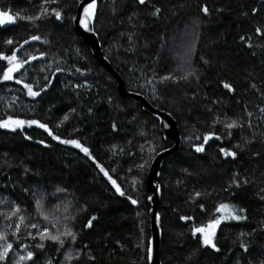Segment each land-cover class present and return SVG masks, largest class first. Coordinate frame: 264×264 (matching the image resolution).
Returning <instances> with one entry per match:
<instances>
[{
    "label": "trees",
    "instance_id": "1",
    "mask_svg": "<svg viewBox=\"0 0 264 264\" xmlns=\"http://www.w3.org/2000/svg\"><path fill=\"white\" fill-rule=\"evenodd\" d=\"M79 1L0 0L1 8L21 16L36 15L42 6L62 12L60 20L45 15L35 23L17 19L0 28V51L10 55L13 47L23 45L19 58L37 57L25 65L26 75L25 69L13 75L40 93L29 96L16 79L0 80V120H38L61 139L79 140L91 154L52 139L37 125L0 128V232L13 244L0 264H16L19 255H26L21 244L34 256L20 264H148L146 175L153 157L173 142L163 138L152 112L119 93L115 78L77 34L73 17ZM155 8L161 11L152 15ZM258 26L264 28V0L98 1L93 30L104 57L127 91L169 112L179 129L180 145L160 170L161 264L264 261V34L256 33ZM34 35L41 39L23 44ZM8 38L15 43L6 46ZM6 67L0 60V74ZM169 75L177 79L161 80ZM47 81L51 83L44 88ZM232 120L242 127L228 129ZM209 132L214 136L205 150L196 152L192 145L204 143ZM221 148L235 151L236 157H225ZM58 187L65 191L57 192ZM129 196L138 203L132 204ZM37 199L49 219L39 214ZM221 203L235 206L246 219L217 226V252L191 229L218 218ZM17 206L19 212L12 214ZM90 219L91 227H85ZM43 227L52 234L67 228L76 239L61 236L63 245L41 241L36 233ZM40 243L42 249L36 247Z\"/></svg>",
    "mask_w": 264,
    "mask_h": 264
},
{
    "label": "snow or ice",
    "instance_id": "2",
    "mask_svg": "<svg viewBox=\"0 0 264 264\" xmlns=\"http://www.w3.org/2000/svg\"><path fill=\"white\" fill-rule=\"evenodd\" d=\"M49 2L55 3L56 0H44L45 4H47ZM138 2L141 5H143L146 3V0H138ZM81 6L83 8V12H82V15L79 17V23L81 24L82 27H84L88 30H91L90 22L94 19L95 14H96L97 0H89V2H87V3H83V0H82ZM160 11H161L160 8H155V11L152 13V15H157L160 13ZM202 11L206 14V13H208L209 9L207 6H204L202 8ZM252 12L256 13L257 9L253 8ZM45 15H54L57 20L62 19V12L60 10H57L56 8H51L49 10L48 8L42 6L39 13H37L36 15H28V16H21L19 12H16L15 14H13L11 9L5 10L3 8H0V26L15 23L17 21V19H24V20H28L32 23H35L37 20L43 18ZM73 19H76V17H73ZM255 31L258 34H264V28H262V27H259V26L256 27ZM40 39H41V37L39 35L29 36L28 39L23 42V44H27L30 40L31 41H37ZM240 39L243 41V40H245V37L241 36ZM4 43L7 46V45H13L15 42L11 38H8L7 40L4 41ZM45 43H47V41H45ZM22 47H23V45H18V47H13L10 55H6L3 51H0V60L7 62V67L4 68L2 74H0V80L8 81V80L16 79V77H14V75H13L14 73H18V72H20L21 69H25V65H27L29 63V61L37 59V57L31 56V55H29L27 57V59L19 58L17 56V50H18V48H22ZM44 55H45V53H43V52L40 53L41 57ZM57 71H61V69L58 68ZM24 74L25 75L27 74L26 69H25ZM187 75L188 74H186L184 77H181V78L187 79ZM166 79L175 80V79H177V77L169 75V76L161 78V80H166ZM16 82L24 85V88L27 89V94L29 96L35 97V96H38L40 94L39 92L33 90L32 84L25 83L23 78L16 79ZM49 83H51V81H47L44 85V88H47ZM223 87L229 91H233L232 85L227 83V82L223 83ZM252 87L254 88L255 85L253 84ZM43 90L44 89L42 88L40 91H43ZM262 95H264V94H262ZM73 111H75V110L73 109ZM260 111L264 112V108H261ZM248 115L251 116L252 113L249 112ZM63 120L64 121L68 120V116L65 115ZM215 122H218V121H214V123ZM61 123H63V121H61ZM24 125H29V126L37 125L39 128L45 130L47 132L48 136L52 137V139L57 140L62 144L74 145L77 149H79L80 151H82L86 155L91 156L89 149L87 147H85L84 145H82L79 140L61 139L60 136L53 134L52 130L49 128V126L46 123H41L38 120H22V119L14 118L13 116H8L6 119L0 120V128L10 129L12 131H15L16 129H22L24 127ZM58 126L59 125H57V127ZM249 126H251L250 122H249ZM113 127H115V125H113ZM226 127L228 129H232L233 127H242V125H240L238 121L232 120L230 123L226 124ZM213 136H214V133H212V132L205 134L203 136L204 143L194 144V145H192V147L198 153L203 152L205 150V144ZM28 139H31V137H28ZM39 143L44 144V141L40 140ZM236 147H240V145H236ZM219 151L225 157L231 156V157L235 158L237 155V153L235 151H231V150L224 149V148L219 149ZM98 167H100V170L102 172H104L105 176H108V179L115 186L116 191L121 196L125 195V193L123 191H121L119 185L116 184V181L112 180L111 176L108 175V173L103 169V167L99 166V165H98ZM139 167H143V165H140ZM233 183H235V184H237V186H239V182L236 181L235 179L233 180ZM244 183H248V181L245 180ZM25 191H27V190H25ZM56 191L61 192V191H65V190L58 187L56 189ZM200 195H201V193H199V192L195 193V196H197V197ZM262 198H264V197H262ZM128 199L134 205L138 203V201L135 199H132L131 196H129ZM148 199L151 200L152 198L149 197ZM35 203H36L37 210L39 211V214L45 220L49 219V214L45 213L44 211H41L42 199H37L35 201ZM200 207L203 208L204 206L200 205ZM67 210H68V206L66 205L65 206V212H67ZM238 211L240 213H243L245 210L243 208H240ZM18 212H19V207L18 206L14 207L12 210V214H16ZM216 212L217 213L223 212L226 214L220 215L216 219L209 220L207 225H203L200 227H194L191 229V231H192V234L194 236L197 233L201 234V240H202V244L204 246H210L212 249H214L215 251L218 252L219 248L217 247V244L214 242V237L216 235L217 226L222 221H225V220L234 219V220L239 221V220L246 219V217L243 215H238L235 206L229 205L227 203H221L220 205H218V207L216 208ZM24 219H25L24 216L19 217L20 222H23ZM67 219H68V217H65V220H67ZM93 219H95V218H93ZM157 219H159L158 215H157ZM181 219H191V218L190 217H182ZM91 225H92V220L90 219L88 224L85 225V227H91ZM31 227L36 228V229L40 228V226L37 224H32ZM53 227H55V224H53ZM262 227H264V225H262ZM19 229H20V223L18 222L16 224V229L13 232L14 236H16V233L19 232ZM253 231H255V230H253ZM28 235L31 236L32 233L29 232ZM36 235L40 238L41 241L48 239L51 241H58L61 245L64 244V240L61 239V236H71V238L73 240L76 239V234L74 232L68 230L67 228L65 229L64 232L57 231L56 234H52L48 227H43L42 230L37 231ZM17 239H19V237H17ZM0 240L4 241L3 244H0V262H2V261H6V259L8 258L9 253L13 248V244L7 241L6 234L3 232H0ZM20 247L25 249L26 255H19V258L16 261V264H20V261L32 260L34 253L32 251L27 250L28 246L25 244H21ZM36 247L42 249L44 247V244L40 243V244L36 245ZM240 247L243 248L245 251H247V249H248V246L244 243H241ZM151 253H152V248H151V243H149V247H148L149 258H151ZM79 255H80V253L78 252L77 258H79ZM66 256L68 259H72V257L70 255L66 254ZM90 259H94V257H90ZM48 264H51V261H49ZM261 264H264V261H261Z\"/></svg>",
    "mask_w": 264,
    "mask_h": 264
},
{
    "label": "water",
    "instance_id": "3",
    "mask_svg": "<svg viewBox=\"0 0 264 264\" xmlns=\"http://www.w3.org/2000/svg\"><path fill=\"white\" fill-rule=\"evenodd\" d=\"M97 0V7H98ZM89 0H83V3H87ZM82 0L79 1L73 19V27L77 34L80 36L81 40L87 44L93 56L103 64L106 69L111 73V75L116 80V86L119 93L123 96H130L134 98L139 105L146 107L150 112H152L154 118L158 121V128L160 133L162 134L163 138H169L172 140V146L166 149L159 151L152 159L151 164L149 166L147 175H146V189L149 192V197L152 199L149 200L150 202V209H149V219H150V237L148 240V247L149 243H151L152 253L151 258L148 255V247H147V263L148 264H161V225H160V217L157 219L158 214V206L161 199V187L159 184L160 179V170L164 163V160L167 155L174 152L180 145V134L178 125L173 118V116L166 111L160 110L158 108L153 107L146 98L137 93L129 92L125 89L124 81L120 77V75L116 72V70L109 64L107 59L104 57L101 45L98 41L97 36L93 30V23L96 18L97 10L94 19L90 22L91 30H88L81 26L79 23V17L82 15L83 8L81 6ZM1 8V7H0ZM10 24L0 26V28L8 27ZM148 197V198H149Z\"/></svg>",
    "mask_w": 264,
    "mask_h": 264
},
{
    "label": "rangeland",
    "instance_id": "4",
    "mask_svg": "<svg viewBox=\"0 0 264 264\" xmlns=\"http://www.w3.org/2000/svg\"><path fill=\"white\" fill-rule=\"evenodd\" d=\"M186 30H187V29H185L184 32H185ZM186 43H189V44H190V38H189V42H186ZM177 49L183 51V48H178V47H177ZM182 56H183V55H182ZM180 58H181V57H180ZM180 62L182 63V61H180ZM224 214H226V213H223V212H222V213H220L219 215H224ZM200 235H201V234H200Z\"/></svg>",
    "mask_w": 264,
    "mask_h": 264
},
{
    "label": "bare ground",
    "instance_id": "5",
    "mask_svg": "<svg viewBox=\"0 0 264 264\" xmlns=\"http://www.w3.org/2000/svg\"><path fill=\"white\" fill-rule=\"evenodd\" d=\"M98 8V7H97ZM95 33V32H94Z\"/></svg>",
    "mask_w": 264,
    "mask_h": 264
}]
</instances>
